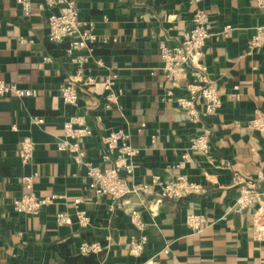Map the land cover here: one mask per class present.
<instances>
[{"label":"crops","instance_id":"0c3cea01","mask_svg":"<svg viewBox=\"0 0 264 264\" xmlns=\"http://www.w3.org/2000/svg\"><path fill=\"white\" fill-rule=\"evenodd\" d=\"M74 1L80 18L93 23L94 33L116 40L97 57L99 64L85 65L81 79L74 78L66 60L68 40L59 45L48 41V15L54 9L43 8V0H31L24 16L16 0H0V80L37 93L0 98V264H264V234L257 238L252 232L256 213L264 226V208L253 204L231 213L238 195L235 175L252 180L264 171V135L248 129L264 111V48L246 55L264 11L255 0ZM199 9L209 13L212 26L231 30L227 37L208 39L201 54L222 107L216 117L192 123L166 95L170 85L161 71L158 46L180 44ZM46 57L50 62L43 61ZM114 73L123 95L107 110L99 83ZM71 80L79 94L75 106L63 104L58 96ZM185 95L179 89L173 97ZM71 117L84 118L89 126L91 136L83 148L98 167H109L99 160L105 153L102 139L117 130L129 135L130 146L139 150L130 186L149 185L153 176L168 182L182 175L199 191L157 206V192L118 202L96 197L88 188L86 170L56 150L64 139L62 125ZM204 128L212 134L210 158L191 154L184 170L175 169L189 140ZM24 139L34 143L32 162L26 166L16 153ZM33 172L32 194L63 199L33 216L15 214L12 202L26 193L20 179ZM74 200L90 219L88 227L77 224ZM132 211L145 224L147 237L136 257L128 252L129 239L138 236L130 223ZM57 213L68 215L71 223L58 227ZM191 213L206 219L198 232L185 225ZM85 243H98L101 251L81 256L78 248Z\"/></svg>","mask_w":264,"mask_h":264},{"label":"built area","instance_id":"2783aa9c","mask_svg":"<svg viewBox=\"0 0 264 264\" xmlns=\"http://www.w3.org/2000/svg\"><path fill=\"white\" fill-rule=\"evenodd\" d=\"M24 16H28L31 8V0H16ZM196 2L197 0H193ZM256 5L264 11V0H255ZM43 8H51L55 11L48 15V41L59 45L64 40H68L65 49V57L70 67L73 68L74 78L84 77L85 65L90 61L99 64V60L93 55V46L97 44L113 43L116 40L109 37H101L94 33V25L90 21L80 18L79 10L74 0H43ZM230 26L214 27L210 22V15L206 10L199 9L193 16L191 26L184 34L180 44L174 47L165 45L158 46V57L161 71L170 89L166 92L169 99H174L178 108L184 112L192 123H197L200 118H212L218 115L222 107L221 98L217 90L207 77V67L201 62V54L208 39L215 35L227 37ZM246 55L253 51L264 48V22L255 27V33L247 43ZM50 62L49 58L43 59ZM117 75L111 74L103 79L99 84L106 93L107 110L111 109L119 102L123 95L122 88L117 83ZM86 82L92 83L90 79ZM183 89L185 97L174 98V91ZM33 89L24 90L16 85L6 84L0 80V98L15 97L24 99L36 96ZM58 96L63 104L75 106L78 103V90L74 80L64 83L58 90ZM197 102H201L200 105ZM38 124H43V120L35 119ZM144 128L140 126V132ZM248 129L264 135V111L249 122ZM63 141L57 144V152L68 154L72 162L78 169L86 170L88 188L96 197H107L111 201L118 202L127 196H139L141 194L150 195L157 192L154 206L162 204L164 201H178L185 196L195 194L199 187L189 181L186 176H176L173 180L163 182L159 176H153L150 184L141 186H130V181L134 173V158L139 155V150L132 148L129 144V135L121 130L110 133L102 139L105 153L100 156V163L109 164V167H98L87 159V154L83 148L85 139L91 136V130L84 118L71 117L62 125ZM211 131L204 128L200 135L189 140L187 152L180 157L175 169L184 170L185 165L190 162L191 154L203 155L210 158ZM34 143L30 139L22 140L16 150L17 156L23 165H29L33 158ZM36 173L23 176L20 179L22 187L26 193L16 198L12 202V211L18 215L33 216L45 209L57 199H63L55 195L49 197H38L32 194L33 181ZM234 186L238 188L236 202L231 209L232 214H239L245 209L258 205V209L264 208V171L259 172L252 180L245 179L240 175H235ZM74 218L80 228L88 227L90 219L86 212L79 208V200H74ZM153 211V210H151ZM130 223L134 232L138 236H132L128 242V252L136 257L143 253L147 237L144 234L146 226L137 211L129 214ZM55 224L58 227L71 223L68 215L57 213L54 216ZM205 217L198 214H186L185 225L192 231L198 232L205 224ZM260 216L256 213L252 232L255 237H263ZM101 247L98 243H85L79 246L78 253L81 256L98 254ZM167 254V251L164 252ZM144 264H156L155 260H148Z\"/></svg>","mask_w":264,"mask_h":264},{"label":"trees","instance_id":"16d2710c","mask_svg":"<svg viewBox=\"0 0 264 264\" xmlns=\"http://www.w3.org/2000/svg\"><path fill=\"white\" fill-rule=\"evenodd\" d=\"M109 44L110 43H108V44H97V45L93 46L92 49L94 50V52H93L94 57L97 59V57L99 55L106 54L108 51L107 47Z\"/></svg>","mask_w":264,"mask_h":264}]
</instances>
